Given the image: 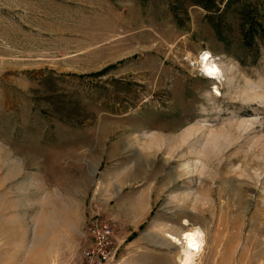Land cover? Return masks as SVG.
Segmentation results:
<instances>
[{"label":"rangeland","instance_id":"1","mask_svg":"<svg viewBox=\"0 0 264 264\" xmlns=\"http://www.w3.org/2000/svg\"><path fill=\"white\" fill-rule=\"evenodd\" d=\"M189 4L0 0V257L64 222V261L98 215L112 264H264V33L241 46L233 5L220 40Z\"/></svg>","mask_w":264,"mask_h":264},{"label":"crops","instance_id":"2","mask_svg":"<svg viewBox=\"0 0 264 264\" xmlns=\"http://www.w3.org/2000/svg\"><path fill=\"white\" fill-rule=\"evenodd\" d=\"M57 197V196H56ZM55 197V198H56ZM58 200V197H57ZM56 200V202H58ZM42 205V203L40 204ZM70 203H64L62 205V211L66 213L68 216L71 208ZM23 205H19L18 208H21ZM43 206V205H42ZM53 208L58 210L57 203L55 205H51ZM43 208V207H42ZM37 225L36 235H35V243L30 244V246L26 247V254L18 255L12 253V257L2 256L0 257V264H52V261L56 260V262L63 260L66 255L71 252V248L75 246V225L71 224L70 227L66 225L64 222H59L56 224L52 223V227H57L56 231L53 233H49V230H46L45 233H39ZM67 226V227H66ZM17 246L11 248L12 250H16L18 252L24 249L25 243L16 242ZM112 264V263H111ZM120 264V263H116Z\"/></svg>","mask_w":264,"mask_h":264},{"label":"built area","instance_id":"3","mask_svg":"<svg viewBox=\"0 0 264 264\" xmlns=\"http://www.w3.org/2000/svg\"><path fill=\"white\" fill-rule=\"evenodd\" d=\"M115 227L107 217H90L86 227V244L70 258L55 264H111L114 261Z\"/></svg>","mask_w":264,"mask_h":264},{"label":"trees","instance_id":"4","mask_svg":"<svg viewBox=\"0 0 264 264\" xmlns=\"http://www.w3.org/2000/svg\"><path fill=\"white\" fill-rule=\"evenodd\" d=\"M187 1L190 2V4L197 5L206 11L205 17L210 23L212 29L214 30L215 35L220 40L224 39L221 24H225V23L222 20H225V12L227 11V9L233 5L234 6L236 5L235 7H233L235 11L239 8L238 9L239 11L237 12L238 16H240V18L243 19L240 23V26L242 28L241 46L242 44L244 46H251V44H253L254 42V37L255 36L260 37L264 33V29L261 23L256 18H254L253 16L244 15V7L240 0H187ZM220 5L222 6L220 7ZM233 9L231 13L232 12L235 13ZM221 21L223 23H221Z\"/></svg>","mask_w":264,"mask_h":264},{"label":"bare ground","instance_id":"5","mask_svg":"<svg viewBox=\"0 0 264 264\" xmlns=\"http://www.w3.org/2000/svg\"><path fill=\"white\" fill-rule=\"evenodd\" d=\"M200 71L208 78L214 79L217 82L222 80V70L219 63L212 59L209 51H204L199 58ZM199 161V160H198ZM191 169V168H190ZM195 170V169H194ZM194 172V171H193ZM53 263V261H52ZM50 264V263H49Z\"/></svg>","mask_w":264,"mask_h":264}]
</instances>
